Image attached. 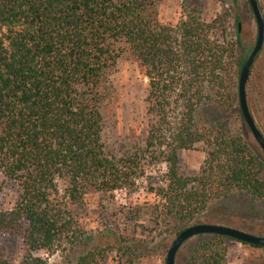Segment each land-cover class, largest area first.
<instances>
[{"label": "trees", "instance_id": "obj_1", "mask_svg": "<svg viewBox=\"0 0 264 264\" xmlns=\"http://www.w3.org/2000/svg\"><path fill=\"white\" fill-rule=\"evenodd\" d=\"M161 2L0 0V171L19 190L12 210L0 213V233L23 238L21 264H48L35 254L82 243L70 204L83 208L88 189L131 186L150 149L169 165L158 225L170 234L180 235L210 201L235 191L264 201L262 159L243 138L202 125L203 109L236 100L231 74L239 29L236 42H227L224 30L219 43L212 37L222 34L228 14L207 24L196 9L177 26L164 25ZM126 50L146 69L157 120L146 149L115 161L104 152L98 90ZM198 144L210 148L202 171L182 176L178 153ZM200 238L190 264H227L225 242L234 240ZM102 257L90 249L77 264H100Z\"/></svg>", "mask_w": 264, "mask_h": 264}, {"label": "rangeland", "instance_id": "obj_2", "mask_svg": "<svg viewBox=\"0 0 264 264\" xmlns=\"http://www.w3.org/2000/svg\"><path fill=\"white\" fill-rule=\"evenodd\" d=\"M257 1L264 15V0ZM193 9L198 10L200 19L207 24L228 14L222 34L212 37L219 43L225 41L224 30L227 42H236L237 28L241 39L231 74L236 100L232 107L221 102V105L214 104L208 110L203 109L202 125L214 135L222 127L227 135L243 138L250 150L264 162V153L244 121L239 104L238 85L242 67L238 64L243 56L244 63L247 61L257 40V24L249 1L162 0L159 19L164 25L177 26ZM247 94L251 114L264 136V48L252 67ZM149 107L146 69L126 50L98 90L97 109L102 117V142L108 158L120 161L147 148L150 131L157 120ZM178 113L176 110L173 117ZM209 149L205 144H198L192 150L180 151V174L189 178L198 177ZM153 150L150 149V153L142 159L131 186L112 193L88 189L83 208L70 204V210L75 213L84 234L82 243H75L73 250L67 245L53 256L43 253L35 256L46 259L48 264H77V260L90 249L98 248L103 256L100 264H166L167 253L178 236L170 234L161 221L158 225V208L164 204L159 194L166 186L169 165L159 154H153ZM66 187L61 184L62 195ZM18 197L17 185L0 171V213L12 210ZM200 224L229 227L264 237V201L253 200L246 193L235 191L226 198L210 201L207 210L187 228ZM200 237L191 239L182 247L176 264H190L197 245L203 241ZM225 246L227 264H264V250L236 241H226ZM26 256L21 236L0 233V260L21 264Z\"/></svg>", "mask_w": 264, "mask_h": 264}, {"label": "water", "instance_id": "obj_3", "mask_svg": "<svg viewBox=\"0 0 264 264\" xmlns=\"http://www.w3.org/2000/svg\"><path fill=\"white\" fill-rule=\"evenodd\" d=\"M257 24V40L253 51L243 64L239 79V104L244 121L250 129L255 141L264 153V136L258 128L248 105L247 84L257 57L264 48V18L257 0H248ZM220 236L252 247L264 248V237L254 236L237 229L219 225L200 224L187 228L173 241L166 257V264H176L182 247L198 236Z\"/></svg>", "mask_w": 264, "mask_h": 264}]
</instances>
